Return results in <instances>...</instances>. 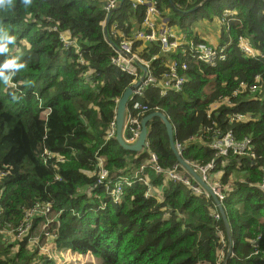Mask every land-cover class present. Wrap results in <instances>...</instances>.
Masks as SVG:
<instances>
[{"label": "trees", "instance_id": "obj_1", "mask_svg": "<svg viewBox=\"0 0 264 264\" xmlns=\"http://www.w3.org/2000/svg\"><path fill=\"white\" fill-rule=\"evenodd\" d=\"M157 1L179 36H192L198 28L197 37L204 38L213 28L220 34L221 46L231 44L225 64L212 68L190 62L181 93L162 98L149 90L143 102L149 104V114L159 107L168 116L176 142L195 139L183 153L193 164L214 160L221 168L225 158L216 157L209 146L217 132L230 133L238 142L252 141L256 159L232 154L226 158L230 163L224 185L234 173L243 177L224 201L233 235V255L227 264H264V192L259 185L264 180V0H209L193 13L186 12L203 0ZM104 3L31 0L25 6L23 0H4L0 4V35L6 29L15 37L9 52L0 53V64L18 57L25 65L16 70L14 86L7 91L9 84L0 77V264H55L49 255L40 257L38 248L26 249L36 235L48 248L91 254L99 264H223L219 253L226 258L228 237L222 217L214 218L212 198L198 197L181 183L165 185L163 176L152 170L151 186L161 193L151 191L147 196L149 188L137 182L125 190L121 203L114 204L98 185L97 158L106 160L114 177L134 173L149 158L146 151H126L115 137L108 138L117 101L132 79L112 65L114 52L103 34ZM227 11L232 16L222 24ZM143 17L144 8L133 11L130 0H121L107 32L114 21L120 30L140 29ZM204 23L210 27H200ZM64 35L78 44L79 53L64 50ZM241 38L251 42L254 56L241 52ZM139 51L151 61V75L162 79L166 59L160 57V48ZM185 59L181 54L169 57L170 62ZM47 107L51 112L44 119ZM237 114L245 118L238 121ZM149 126L152 152L163 168H173L177 159L165 125L155 118ZM47 150L56 156L49 162L42 160ZM60 157L64 161L59 162ZM46 205L56 219L48 228L53 240L41 232L47 218L38 213L34 228L22 240L10 238L27 223L31 210ZM15 245H19L16 253Z\"/></svg>", "mask_w": 264, "mask_h": 264}, {"label": "built area", "instance_id": "obj_2", "mask_svg": "<svg viewBox=\"0 0 264 264\" xmlns=\"http://www.w3.org/2000/svg\"><path fill=\"white\" fill-rule=\"evenodd\" d=\"M130 2L133 11H136L139 8H144V17L140 29L136 27L131 28L129 31L120 30L118 27L119 22L114 21L111 26L110 34L107 32V29L104 30L103 34L106 37V41L111 42L114 52L111 60L112 65L118 68L122 73L131 77V85L137 83L144 76V81L134 91V94L130 99L126 115L125 132H127L129 136L127 137L125 135V141L128 144H133L141 132L142 119L147 116L150 111L149 104L143 102L146 97V92L149 90L158 91L160 97L162 98H167L171 93H181L184 90L185 83L187 82L185 73L189 71L190 62L204 64L212 68H218L227 61L229 52L228 48L230 46L220 45L218 47H212L207 45L204 39L197 38L194 35L189 36L187 33L179 36L175 30L168 25V21L163 17L157 0H130ZM120 3L121 0H105L103 8L107 16L112 12L115 13V11L119 9ZM224 16L222 24L228 22L226 17H229L230 20L232 15L227 11ZM104 23L105 21L102 23L105 26ZM62 40L65 45L64 50L66 51L71 49L72 46H76V43L70 39H67L69 41L66 39ZM115 41L117 42L116 44L113 43ZM137 44H142L141 49H139ZM153 46H158L161 50L160 57L166 59V71L164 72L163 78L159 80L151 75V61L145 60L139 51ZM238 47L241 52L247 56L255 55L251 42L246 39L241 38L239 40ZM79 51L80 50L78 49L77 53H79ZM174 54H181L186 59L184 61L170 62L169 57ZM157 58L158 57H153V60H156ZM141 66L146 68V72L143 71ZM254 91L256 90H252V92ZM154 109L155 112L161 111L159 107H155ZM210 114L211 113L209 112V118ZM243 118L245 117L241 114L235 115V119L238 121H241ZM115 120L116 119L111 122L108 138H114L116 136ZM210 131H212V128L207 130V132ZM190 141H195V139L191 138ZM209 146L215 152V156L219 158H227L230 154H232L236 157H250L253 160L256 159L253 153L252 141L244 140L242 142H238L230 133H215L213 141L209 144ZM176 147L178 152L183 155L187 149V143L176 142ZM146 149L150 152V158L142 164L140 170L135 175V179L147 184L148 177L145 173L146 171L153 170L157 174L162 175L166 180L168 179L172 182L181 183L189 187L198 197H210L208 192L200 185L196 184L192 177L187 174L178 163L173 168H163L159 164L157 154L152 152L149 140L146 142ZM55 157L56 156L48 150L45 151L42 156L45 162H49V159H54ZM58 161L62 162L64 161V158L60 157ZM191 165L211 187L219 200L223 202L226 198L225 193H223L221 185H214L212 180L213 173L217 168L215 161L213 160L206 165L193 163H191ZM222 165L225 167L227 163L223 162ZM96 173L98 177V185L105 189L110 200L116 204L122 200L125 188L132 187L136 182L133 177L130 176L118 177L114 180L109 170L106 168V160L102 157L97 158ZM259 185L264 192V180ZM37 213L39 215H44L47 218L42 225L41 232H45V238H47V240H53L54 236L52 235V232L48 231V228L51 226L54 219L49 205L35 207L31 210L27 214V223L25 221L24 226L10 233L13 235V239L22 240L27 235L28 231L34 228L33 221ZM214 218L219 220L221 216L216 212L214 213ZM30 219L33 220L29 221ZM33 239L29 242L31 243ZM49 257L51 259H56L55 256ZM58 264H61L60 261Z\"/></svg>", "mask_w": 264, "mask_h": 264}, {"label": "water", "instance_id": "obj_3", "mask_svg": "<svg viewBox=\"0 0 264 264\" xmlns=\"http://www.w3.org/2000/svg\"><path fill=\"white\" fill-rule=\"evenodd\" d=\"M209 0H203L201 4L196 6L195 8L189 10L186 13H193L201 9ZM185 13V12H184ZM113 12L110 13L106 19V26L111 21V18L113 16ZM106 29V27H105ZM144 72H146V68L141 66ZM144 81V76L135 84L128 87L120 100L117 103L116 108V141L118 144L126 151L140 153L145 151L146 148V142L148 141L150 135H151V128L149 126L150 122L154 120L155 118L160 119L163 124L165 125L166 132L169 138L170 147L177 159V163L186 171L187 174H189L192 179H194L200 186L208 192V194L211 196L213 201L215 202L219 213L223 219V222L225 224L226 234L228 237V250L226 254V258L224 261V264H227L231 256L233 255V235L232 230L230 227L229 219L227 216V212L223 206V204L220 202L217 195L214 193V191L211 189V187L203 180L201 175L196 172V170L192 167V165L184 159V157L178 152L176 148V141H175V129L173 127V124L169 120L168 116L164 112H154L147 116H145L141 121V132L137 138V140L133 144H128L125 141V135L128 137L129 134L125 132V125H126V115H127V109L129 107L130 99L134 94V91L142 84Z\"/></svg>", "mask_w": 264, "mask_h": 264}, {"label": "clouds", "instance_id": "obj_4", "mask_svg": "<svg viewBox=\"0 0 264 264\" xmlns=\"http://www.w3.org/2000/svg\"><path fill=\"white\" fill-rule=\"evenodd\" d=\"M4 2V0H0V4H2ZM30 2H31V0H23V3H24V5L25 6H27L28 4H30ZM5 7H11V5L10 4H7V5H5ZM118 10V9H117ZM116 12V11H115ZM114 15V14H113ZM108 17V16H107ZM113 17V16H112ZM107 19V18H106ZM105 22H106V20H105ZM3 31V34L2 35H0V53H6V52H9V47H8V45L9 44H11V43H13L14 42V40H15V37L14 36H12V35H9V33H8V31L6 30V29H4V30H2ZM62 39H71V38H66L65 37V35L64 36H62ZM67 41H69V40H67ZM76 43V42H75ZM226 45H228V44H226ZM72 48H74L75 50H76V52H78V49L80 50V48H79V46H78V44L76 43V46H72ZM229 58V57H228ZM227 61H228V59H227ZM226 61V62H227ZM225 62V63H226ZM224 63V64H225ZM221 66V65H220ZM25 67V65L23 64V63H20V62H18V57H11V58H8V59H6L4 62H3V64H0V77H2V79H3V82H4V84H9V86H8V88H12L13 86H14V83H11V80H12V76L13 75H15V72H16V70H19V69H22V68H24ZM5 70H11V71H5ZM130 86H132V85H130ZM118 103V102H117ZM49 110H50V112H51V108H49V107H47V108H45L43 111H42V117L44 118V119H46L47 117H48V115L50 114L49 113ZM160 112H163V110H161ZM116 137V136H115ZM150 138H151V135H150V137H149V141H150ZM189 142H194V141H189ZM189 142H185V143H187V146H188V144H189ZM177 148V147H176ZM145 150H146V148H145ZM152 150V149H151ZM144 152V151H143ZM146 152H148L149 153V158H150V152L148 151V150H146ZM183 156V155H182ZM148 158V159H149ZM185 159V158H184ZM42 160H43V158H42ZM186 160V159H185ZM146 161H148V160H146ZM146 161H144L143 163H145ZM186 161H188V160H186ZM190 164L192 163V162H190V161H188ZM223 162H226L227 163V165L225 166V167H223V165H222V163ZM142 163V164H143ZM229 163H230V160H228V159H224L221 163H220V165H221V168L220 169H215V171L216 170H222V171H224L225 172V168H227L228 166H229ZM142 164L139 166V168L138 169H136L135 171H134V173H132V174H128V175H120V176H117V177H114V176H112L113 178H114V180L116 179V178H118V177H127V176H130V177H133V179L136 181L135 182V184L137 183V182H140V181H138L137 179H135V175H136V173L140 170V167L142 166ZM149 171H151V170H149ZM149 171H146V175H147V177H148V179H150V177H149V174H148V172ZM153 171V170H152ZM214 171V172H215ZM155 172V171H154ZM156 173V172H155ZM157 174V173H156ZM164 178V177H163ZM194 180V179H193ZM165 181H170V180H166L165 178H164V182ZM195 181V180H194ZM196 182V181H195ZM141 183H143L144 185H146L144 182H141ZM134 184V185H135ZM196 184H198L197 182H196ZM133 185V186H134ZM198 185H200V184H198ZM100 186V185H99ZM132 186V187H133ZM132 187H126L125 188V190L127 189V188H132ZM101 188H102V190L104 191V192H106L105 191V189L101 186ZM149 188V187H148ZM151 188V187H150ZM125 190H124V193H125ZM206 191V190H205ZM153 192V191H152ZM124 193H123V198H124ZM2 194H3V190L2 189H0V203H1V196H2ZM108 195V194H107ZM225 196H226V198H225V200L227 199V194H225ZM123 198H122V200H123ZM209 198H211V196L209 197ZM122 200L119 202V203H121L122 202ZM224 200V201H225ZM224 201L223 202H221L222 204H223V206H224ZM111 202H113L112 200H111ZM114 204H116L115 202H113ZM215 203V202H214ZM118 204V203H117ZM215 206H216V204H215ZM224 208H225V206H224ZM0 210H1V207H0ZM225 210H226V208H225ZM216 212L217 213H219V210H218V208H217V206H216ZM215 212V213H216ZM220 214V213H219ZM221 216V215H220ZM61 250H63V249H61ZM64 251H71V250H64ZM72 252V251H71ZM89 255H91V254H89ZM76 256H81V255H78V254H76ZM91 256H93V255H91ZM94 257V256H93ZM95 258V257H94ZM97 259V258H96ZM40 262V261H39ZM54 262H55V264H58L59 263V261H56V259H54Z\"/></svg>", "mask_w": 264, "mask_h": 264}, {"label": "rangeland", "instance_id": "obj_5", "mask_svg": "<svg viewBox=\"0 0 264 264\" xmlns=\"http://www.w3.org/2000/svg\"><path fill=\"white\" fill-rule=\"evenodd\" d=\"M190 21H191V18H187V22H190ZM104 24H105V26L103 24H102V26L104 27V30H105V27L107 29L108 25L106 26V22ZM210 32H212V34L217 39H218V37L216 35L220 36L219 33L216 34V32H215V30L213 28L210 30ZM214 36H213V38H214ZM228 45L231 46L230 43H228ZM7 89H8V87L5 88V91H7ZM248 117L251 118L250 116H248ZM220 180H221V177L220 178H216L213 181V184L214 185L219 184ZM237 180H243V177L242 176L240 177L236 173H234L233 175L230 176V179H229L230 183L228 184V186H232ZM146 186L147 187H151L150 191L147 194V196L150 195L151 191H153L154 193H161L160 189L153 188L151 186L150 179H148ZM156 190L159 191V192H157ZM53 220L55 221L56 219H53ZM36 236L37 237L35 239H33V241L31 243L29 242V244L27 245L26 249L28 251H30V252H33L34 249L38 248L40 257H43L44 255L55 256L56 260L60 261L61 264H99L100 263V261L98 259L94 258L93 256H91L89 254L76 256V254L72 253L71 251L58 250L56 247L55 248H48L47 247L48 245L45 243V241L44 240L42 241L40 236H38V235H36ZM10 238L13 239L12 237H10ZM223 248H224V246H223ZM18 250H19V245H15V247L13 248V251L16 253V252H18ZM219 258L225 259L224 258V253H219ZM224 261L225 260H223V264H224Z\"/></svg>", "mask_w": 264, "mask_h": 264}, {"label": "crops", "instance_id": "obj_6", "mask_svg": "<svg viewBox=\"0 0 264 264\" xmlns=\"http://www.w3.org/2000/svg\"><path fill=\"white\" fill-rule=\"evenodd\" d=\"M178 10V9H177ZM180 10V9H179ZM182 12H184V11H182ZM210 27V23L208 24V23H204V24H202V25H200V27ZM218 26H221V20H220V22L218 23ZM198 33H200V31H199V29L198 28H195V30H193V32H192V35H194V36H198ZM213 34H212V32L210 33V34H208L207 36H205L204 38H202V39H207V40H209V44H211V45H213V46H215V47H218V46H220V41H219V35H216L217 37H218V39L214 36V38H213ZM65 37L66 38H70L69 36H66L65 35ZM197 38H199V37H197ZM139 46V49H141V47H142V44L141 45H138ZM154 91V90H153ZM212 109H214V106L212 107ZM147 150V149H146ZM145 150V151H146ZM144 151V152H145ZM225 174V172L224 171H222V170H216L214 173H213V176H212V180L214 181L216 178H220L221 177V180H220V182H219V184L221 185V189H222V191H223V193H225V194H227V195H229L230 193H232L233 192V185L232 186H228V184L227 185H224V183H223V175ZM214 177V178H213ZM168 183V181H165L164 182V184L166 185ZM157 191V190H156ZM157 192H159V191H157Z\"/></svg>", "mask_w": 264, "mask_h": 264}]
</instances>
